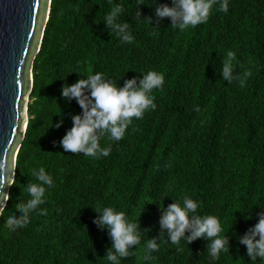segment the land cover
Segmentation results:
<instances>
[{"label": "trees", "instance_id": "trees-1", "mask_svg": "<svg viewBox=\"0 0 264 264\" xmlns=\"http://www.w3.org/2000/svg\"><path fill=\"white\" fill-rule=\"evenodd\" d=\"M115 3L125 9L120 19L129 23L132 43H122L103 22ZM159 4L172 6L171 0H52L33 63L15 184L0 217V264H110L112 241L93 223L104 207L141 226V244L120 264H251L238 237L264 210V0H229L227 14L214 7L207 23L183 32L169 18L153 28ZM228 51L236 54L238 78L231 84L220 74ZM150 70L165 77L162 90L152 93L156 109L134 119L121 141L105 136L100 143L111 147L109 156L63 150L71 118L82 111L61 97L65 84L102 72L122 87ZM41 167L55 184L41 205L47 214L33 213L13 231L6 218L28 198L25 186ZM185 196L200 202L197 214L220 218L230 251L219 260L209 256L205 239L173 245L162 232L161 208ZM162 235L155 259L144 261L147 241Z\"/></svg>", "mask_w": 264, "mask_h": 264}, {"label": "clouds", "instance_id": "clouds-1", "mask_svg": "<svg viewBox=\"0 0 264 264\" xmlns=\"http://www.w3.org/2000/svg\"><path fill=\"white\" fill-rule=\"evenodd\" d=\"M171 2V7L167 4H159L155 7L157 26L153 28H159L161 21L169 18L172 27L183 32L189 27L207 23L214 7L225 14L229 11V0H171ZM152 4L155 5L156 0H152ZM124 11L121 4H113L103 22L122 43H132L134 37L129 23L120 19ZM136 18L141 20L139 11ZM144 19L152 24L151 18ZM233 61H236V54L228 51L220 73L228 84L238 78L233 74ZM141 76L139 80L133 78L124 81L122 87L102 72L89 73L87 78H80L71 86L65 84L61 89V97L66 101L74 99L82 111L71 118L72 127L60 141L63 150L96 159L109 156L111 147H102L100 141L105 136L110 141H121L134 119L140 120L146 112L156 109L155 97L152 93L154 90H162L165 82L164 74L150 70ZM62 124L61 119L55 127L59 128ZM0 169H3V165H0ZM31 175L35 178V182H29L25 186L28 198L19 199L15 205L16 211L6 218V226L13 231L25 228L30 223L33 213L41 216L47 214V209L41 208V205L46 203L48 189L55 186L54 178L43 167L33 170ZM14 177L15 175L11 184L7 181L0 183V191L15 184ZM4 194L8 201L10 196L6 192ZM199 207V201L187 196L183 198L182 203L173 202L166 209L162 207L160 228L164 235L166 234L167 241L173 245H179L182 240L188 244L197 239L207 240L206 248L209 256L213 261L219 260L222 252L230 251L227 235H220L223 231L220 218L215 215L197 214ZM4 208L6 203L0 207V216H3ZM95 211L98 217L93 223L101 231L107 230L112 241L105 257L110 264H120L122 259L134 254L133 246L141 244L142 231L139 220L132 222L125 212L117 211L113 207H104ZM251 218V216L246 217V219ZM164 235L159 239L147 241L144 261L155 259L152 253L158 251L157 241L163 239ZM238 242L246 247L251 264H256L257 258L264 261V210L261 209L259 213L258 223L243 236L238 237Z\"/></svg>", "mask_w": 264, "mask_h": 264}, {"label": "water", "instance_id": "water-1", "mask_svg": "<svg viewBox=\"0 0 264 264\" xmlns=\"http://www.w3.org/2000/svg\"><path fill=\"white\" fill-rule=\"evenodd\" d=\"M51 4L52 0H0V183L11 184L16 172L29 120L33 63L42 46ZM10 187L2 190L9 195ZM3 191L0 207L7 204Z\"/></svg>", "mask_w": 264, "mask_h": 264}, {"label": "bare ground", "instance_id": "bare-ground-1", "mask_svg": "<svg viewBox=\"0 0 264 264\" xmlns=\"http://www.w3.org/2000/svg\"><path fill=\"white\" fill-rule=\"evenodd\" d=\"M44 25H45V22H44ZM25 125H26V122L24 121V124L22 125V130H24V127H26Z\"/></svg>", "mask_w": 264, "mask_h": 264}, {"label": "built area", "instance_id": "built-area-1", "mask_svg": "<svg viewBox=\"0 0 264 264\" xmlns=\"http://www.w3.org/2000/svg\"><path fill=\"white\" fill-rule=\"evenodd\" d=\"M29 101H30V100L28 99L27 105H29Z\"/></svg>", "mask_w": 264, "mask_h": 264}, {"label": "rangeland", "instance_id": "rangeland-1", "mask_svg": "<svg viewBox=\"0 0 264 264\" xmlns=\"http://www.w3.org/2000/svg\"><path fill=\"white\" fill-rule=\"evenodd\" d=\"M29 103H30V101H29ZM17 152V151H16Z\"/></svg>", "mask_w": 264, "mask_h": 264}]
</instances>
